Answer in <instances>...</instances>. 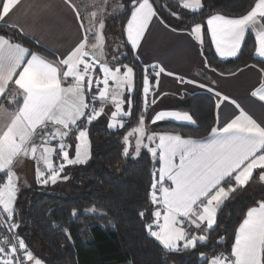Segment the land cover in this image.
<instances>
[{"label":"snow or ice","instance_id":"obj_1","mask_svg":"<svg viewBox=\"0 0 264 264\" xmlns=\"http://www.w3.org/2000/svg\"><path fill=\"white\" fill-rule=\"evenodd\" d=\"M63 2L74 14L81 34L79 42L63 58L53 61L0 35V101L6 99L11 105L9 108L0 102V264H44L19 235V223L14 220L20 180L14 170L17 164L22 166L23 161L31 159L39 184L66 181L70 178L64 174L66 167L82 165L90 159L88 129L104 113L105 106L114 107L107 125L110 129L125 127V119L133 109V67L113 66L105 59L103 30L108 0H103V4L90 0L83 13L72 0ZM20 3L21 0H0V22ZM130 3L124 31L127 44L136 52L158 12L154 0ZM178 4L193 15L203 9L202 0H178ZM119 7L123 9L124 5ZM170 14L181 19L176 12ZM188 34L199 44L201 55L205 37H210L215 53L222 59L238 56L246 38L254 36L255 55L264 60V0H254L250 10L239 17L211 15L206 19V32L203 24L195 23ZM117 59L113 56L114 61ZM151 67L157 78L165 72L158 65ZM261 71L264 73V69ZM144 72L142 114L138 125L124 135L122 154L129 155L130 137L135 136L134 154L139 156L142 148L146 149L160 165L152 173L149 202L154 211L151 222L145 225L146 231L170 252L207 246L210 233L218 227V211L231 195L247 186L257 170L259 181L264 183V126L232 100L239 114L223 126L212 127L205 139L148 133L143 113L149 104L157 102L155 98L149 100V96L159 80L153 85L147 68ZM215 95L219 98L217 109L229 101L219 92ZM251 95L264 102V80ZM166 120L196 123L191 115L180 111H160L151 122ZM73 137L74 156L70 155L73 145L68 142ZM139 215L144 218L146 212ZM223 243L224 238L220 237L216 245ZM200 260L204 264H264V200L247 209L230 251L210 257L200 253Z\"/></svg>","mask_w":264,"mask_h":264},{"label":"trees","instance_id":"obj_2","mask_svg":"<svg viewBox=\"0 0 264 264\" xmlns=\"http://www.w3.org/2000/svg\"><path fill=\"white\" fill-rule=\"evenodd\" d=\"M201 13L193 15L182 9L178 0H154L158 14L169 25L190 30L195 23L205 26L210 15L239 17L246 14L254 0H202ZM130 0L123 12L114 18L120 21L124 56L116 63L130 64L135 72V95L131 116L125 127L108 128L110 119L99 117L89 126L90 159L82 165L68 166L70 178L56 184L34 185L19 192L14 220L19 223V235L29 249L44 264H204L200 253L209 257L220 251H230L235 231L249 207L264 200V188L244 187L233 193L218 211V227L209 235L207 246L170 252L146 231L151 222L153 205L149 202L152 173L159 163L143 149L139 156L125 157L123 137L138 125L142 114V82L144 67L126 42L125 26L130 16ZM176 12L181 19L170 13ZM0 35L20 42L33 52L54 58V54L18 30L0 22ZM208 64L221 73H232L245 65L255 63L264 69V60L255 55L254 36H248L238 56L220 59L210 37L203 47ZM154 77L151 78V82ZM171 107L189 112L195 124L162 121L153 127L157 133L173 132L185 137H208L216 124V103L207 93L187 95L173 101ZM74 150V137L70 139ZM63 175V174H62ZM95 208L96 211H88ZM75 210L76 215H73ZM145 211L141 218L139 213ZM71 237L69 239L68 237ZM223 237L224 243L216 245Z\"/></svg>","mask_w":264,"mask_h":264},{"label":"crops","instance_id":"obj_3","mask_svg":"<svg viewBox=\"0 0 264 264\" xmlns=\"http://www.w3.org/2000/svg\"><path fill=\"white\" fill-rule=\"evenodd\" d=\"M72 2L79 6L77 0H72ZM161 20L163 19L159 14L158 17L153 18V21L141 40L139 48L134 52V55L136 58L138 57L137 59L140 64L144 68H147L150 83L155 85V81L157 79L159 80L158 86L151 89V95L149 96V100L155 98L157 102L155 105L149 104L147 112L143 113L145 125L148 127L150 133L155 132L153 127L162 122L158 121L155 124L151 122L158 112H187L175 109L167 104L164 106L163 103H172L173 101L182 99L187 95L198 93H207L211 95L216 104L219 101V98L215 95L216 92H219L221 96L229 97V101H224L221 103L219 109L216 108L215 127L223 126L225 122L239 114V109L230 102L232 100L251 115L257 123L264 126V102L251 95L252 91L259 87L261 81L264 80V73L261 71L263 68L258 64L251 63L243 66L235 72L221 73L208 64L204 54L201 55L199 44L188 34L190 30L177 29L164 20V23H161ZM1 23L6 26L16 25L17 27L12 28L18 30L23 35L29 37L52 52L55 56L54 58L45 57L53 61L57 60V58H63V56L81 39L80 29L75 20L74 14L63 0H21V3L17 8L5 18L4 22ZM6 38L14 43H20L7 36ZM231 58L234 57L226 59ZM205 61H207V66L205 65ZM110 64L113 66L120 65L119 63L117 64L116 61ZM152 65L163 67L165 72L161 73L158 78L155 77V72L151 67ZM158 70V68L155 69V71ZM169 72L173 73V75H168L167 73ZM152 77H154L153 82H151ZM178 78H182L183 81L191 80L194 81V83L190 84L181 82ZM201 84L205 85V87H200L199 85ZM209 88L213 89V91L210 92L208 90ZM0 102H3L6 107L11 108V105L7 103L6 99ZM97 106L99 107V104H97ZM124 108L125 110L128 109L127 103L124 105ZM112 111H114V107L110 104L106 105L105 111L100 117H105L108 113L109 117L111 116ZM187 113L191 115L189 112ZM173 122L190 124L179 121ZM168 133L178 134L173 132ZM182 137L196 140L206 138ZM69 141L71 140L69 139ZM144 142L148 143L147 139ZM55 143L56 142L54 141V146ZM70 155L74 156V150H70ZM54 162H57L55 161V158ZM14 170L20 177L18 184L19 192L33 187L34 185H40L35 179V165L31 159L23 161L22 166L17 164ZM257 173L258 170L257 172H254L255 178L245 187H251L253 190L264 188V183L259 181ZM153 211L154 206L151 213Z\"/></svg>","mask_w":264,"mask_h":264},{"label":"rangeland","instance_id":"obj_4","mask_svg":"<svg viewBox=\"0 0 264 264\" xmlns=\"http://www.w3.org/2000/svg\"><path fill=\"white\" fill-rule=\"evenodd\" d=\"M126 1L127 0H108V3L106 5V11L104 15L105 28L103 30V35L105 37V49H104L106 53L105 59L109 63H112V62H115L121 59L125 54V45H124V42L122 41L123 34L121 30V23L120 21L118 22L115 21L114 18L119 16L123 12L124 8L121 9L119 5L121 4L124 5ZM77 2L79 4V7L81 8L82 13L84 12L85 7L90 5V0H77ZM98 3L103 4V0H98ZM88 10L90 11L92 10V8L89 7ZM113 56H116L118 59L114 61ZM121 65H128L132 67L130 64H127V63H123V64L121 63L119 66ZM125 99H127V95L125 96ZM163 104L164 106L166 104L168 106L171 105V103H163ZM109 113L105 116L108 119H110V116L108 117ZM146 129H147V132L150 133L147 126H146ZM135 139H136L135 136L130 137L131 147L129 148V155L133 157H136V155L134 154ZM142 151H143V148L141 152Z\"/></svg>","mask_w":264,"mask_h":264}]
</instances>
